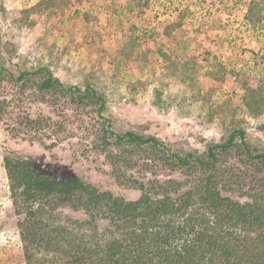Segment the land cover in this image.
I'll return each instance as SVG.
<instances>
[{
	"label": "rangeland",
	"instance_id": "obj_1",
	"mask_svg": "<svg viewBox=\"0 0 264 264\" xmlns=\"http://www.w3.org/2000/svg\"><path fill=\"white\" fill-rule=\"evenodd\" d=\"M42 1L0 0V70L48 67L65 84L92 87L115 131L153 135L180 154L203 155L237 128L264 149V113L251 114L244 100L249 85L264 87V0ZM11 79L0 74V264H26L4 155L129 200L141 193L128 178L118 180L95 148L104 121L94 106L67 105L63 114ZM28 117H49L55 126L35 140L13 132ZM132 151L127 173L148 157ZM237 159L222 166L233 163L242 176Z\"/></svg>",
	"mask_w": 264,
	"mask_h": 264
},
{
	"label": "trees",
	"instance_id": "obj_2",
	"mask_svg": "<svg viewBox=\"0 0 264 264\" xmlns=\"http://www.w3.org/2000/svg\"><path fill=\"white\" fill-rule=\"evenodd\" d=\"M3 72L22 85V94L47 96L63 114L67 105L94 106L92 113L104 121L95 148L118 180L128 178L141 193L129 200L81 177L57 175L52 166L4 155L26 264H264V149H254L244 129H234L203 155L180 154L153 135L115 131L92 87L65 84L48 67ZM247 89L245 104L259 117L264 87ZM17 125L13 132L31 140L55 126L49 117ZM132 150L148 157L127 173ZM235 156L246 167L242 176L233 163L222 166Z\"/></svg>",
	"mask_w": 264,
	"mask_h": 264
}]
</instances>
